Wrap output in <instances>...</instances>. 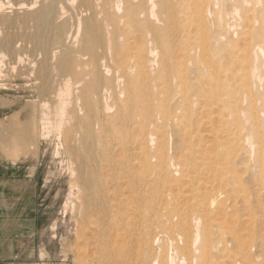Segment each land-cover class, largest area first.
<instances>
[{
    "label": "bare ground",
    "instance_id": "obj_1",
    "mask_svg": "<svg viewBox=\"0 0 264 264\" xmlns=\"http://www.w3.org/2000/svg\"><path fill=\"white\" fill-rule=\"evenodd\" d=\"M3 93L13 100L1 104L15 110L0 122L2 150L55 136L76 190L64 210L79 224L108 210L109 179L115 198L125 185L152 186V210L165 187L187 188L169 195L188 203L183 246L169 253L147 219L135 250L113 264H176L184 255L190 264H236L238 255L264 264L262 231L246 243L226 233L235 219L226 200L254 201L242 173L264 199V0H0Z\"/></svg>",
    "mask_w": 264,
    "mask_h": 264
},
{
    "label": "rangeland",
    "instance_id": "obj_2",
    "mask_svg": "<svg viewBox=\"0 0 264 264\" xmlns=\"http://www.w3.org/2000/svg\"><path fill=\"white\" fill-rule=\"evenodd\" d=\"M237 22H238V20H237ZM230 36L232 39L234 38L233 40H235V41H239V39H240L239 33H236V32H234V35H232V33H231ZM3 94L0 96L1 98L7 99L9 97L10 101L13 100L12 93L9 96H7L6 94H4V95ZM12 109L15 110L14 107L9 108L7 106H3L1 104V100H0V122L2 119L4 120L6 117L13 114L14 110H12ZM38 128H40V127H38ZM37 130H40V129H37ZM206 132H207V130H206ZM205 134H208V133H205ZM206 136H208V135H206ZM37 141H33L34 143L33 142L28 143L27 142L24 145H22L20 150H16L14 148V150L11 149L10 152L9 151L6 152V151L2 150V147L0 144V158L2 157L3 159H5L7 161H13V162L28 159L31 162H34L35 164H37V166L39 167V169L41 171V176H43L44 186H43V193H42V204H43L42 208L46 209L47 212L49 213V215L51 217V222L47 227L48 229H47V233H46V236L44 239L45 243H44V245H42L43 243H41V245H39V247L37 248L35 259H33V262L31 264H111L113 262L112 261L113 257H115L116 255L123 256L124 254H122V253H125V254L127 252L129 253V248L130 249L134 248V245L137 241L135 239H137L140 236V234H142V232L144 231V225H146L145 223L147 222L146 221L147 219L149 222L151 221L155 224L153 226V230H152L153 233H160V234L164 233V234H162V236H164V237H162V242L165 245V247L168 248L167 250L169 251V253H171V252L173 253L175 251V249H173V247L176 248L177 246H181V247L183 246L182 245L183 239L178 234L183 233L184 231H185L184 233H187V232H189L190 229L189 228L182 229V227L180 225L181 223H179V222H181L180 220H182L181 216H182V212H183L184 208H188L187 207L188 203H185V202H187V200L184 199L183 196L180 194H179V196L181 199L179 198V200L177 201L178 203H175L176 201H174V200H175L176 196L174 193L176 192V194H177L178 191L183 192V193L187 192V188L185 186H183L184 189L181 187L182 189L177 190V191H174L175 190L174 189L172 194H170L171 192L168 190L169 188L165 187L166 188L165 189V197L161 198V202H159V203H161L160 206L158 204L159 207H157L156 210H152L151 204H149V203H152L151 196H152V193L154 191V189H151V188H153L152 186H149V185L144 186L143 187L144 189L139 191L133 185H131V186L125 185L127 189L124 188L125 186L122 187L123 189H125L123 191L124 194H122L120 196H116L117 198H115L114 192H117L115 190L116 185H114V183H115L114 181H111L109 179L108 184L109 183L110 184L107 186V190H106V192L108 191V193L106 194L108 196L107 197L108 201H107L106 206L108 207L107 211H109V214L107 211H105L106 212V215H105L104 214L105 212H103L102 210H100L99 212L96 210L95 214L93 215L94 218H93V216H90L87 219L88 221L87 220L80 221V224H79V222H77L76 218L74 217L75 214L71 210H69L67 212L64 210L65 209L64 205L66 203L67 195L70 193V191H72L71 189L75 188L73 186L74 185V179L71 177L69 170H67V169H69L68 158L66 157L67 155L65 153L64 154H57V148H58V144H59L58 142L59 141L57 140V138L55 136H52V137L49 136L48 138L39 139ZM169 141H170L169 147L171 148V152H174V149H173L174 143H175L174 137L171 138ZM205 142L208 143V141H204L203 143L207 144ZM25 145H26V147H25ZM242 170L243 169L241 168L240 169L241 173H242ZM244 173L247 174V176H248V173H246V172H244ZM145 174H147V173L145 172ZM241 175L243 176V179L245 180L244 184H245V186H247L246 187L247 190H249V193L251 192L249 194V198L254 200V201H251L248 198L251 201L249 203L250 206H248L249 207V210H248V207H246L244 205V203L240 201L242 199H240V198L237 199L238 195H235V197L232 196L234 198L232 200H231V197H230V199L228 198L226 200L227 204H230V205H228L229 206L228 209L230 210L231 213H234V215H235V217H234L235 221L234 220L231 221L232 219H230V221L228 223L229 227H228V230L226 231V233L234 232V233L239 234L240 236L244 235V236H242V239L244 240L245 238L248 239L247 237L250 238V236L253 232L254 233H256V232L261 233V231H262V233H264V231H263L264 230V219H263L264 214H261L264 212L263 211L259 212L261 210L259 208L262 207L261 206L262 204H264V201H263L264 199L260 200L262 198L260 196L261 190H259V193L257 194L259 185L257 186V184H256V186H255L252 182H251V184H250V182L248 183V181L245 178L247 176L244 175L243 173ZM176 176H179V174L178 175L176 174ZM148 177H149V180L151 181L152 179H154V174H151ZM246 182L249 185L246 184ZM111 185H113V187ZM109 186H110V188H109ZM128 187H130V188H128ZM250 187H253V189H250ZM254 188H256V189L254 190ZM151 190H152V192H151ZM74 191H76V190L74 189ZM136 192H138V193H136ZM139 192H141V195H143V194L145 195V197H146L145 202L141 201V199H140L141 195L139 194ZM168 192H170V193H168ZM252 192L254 193V195L252 194ZM108 194L109 195L113 194V195H111L112 198ZM150 194H151V196H150ZM186 194L187 193H185V195ZM169 195H172L171 199H174V200L171 201ZM255 196H257V200L259 199V197H260V199L258 201L257 200L255 201V199H256ZM121 199L123 200L122 203H121ZM148 199H149V201H148ZM237 200H239V202ZM139 201H141V203H139ZM172 202L175 204H172ZM253 202H257V203L259 202L258 203L259 207H258L257 203L254 204ZM240 203L242 204L243 207L240 205ZM136 204H137V206H136ZM148 204H149V207H148ZM174 206H176V208ZM254 206H255V208H254ZM112 207H115V208H112ZM250 207H251V209H250ZM158 208H161V209H158ZM169 208H173V209H169ZM176 209H178V210H176ZM232 209H234V210H232ZM257 209L259 211H257ZM117 210H118V212H117ZM154 211H156V212H154ZM165 211L167 213H165ZM157 213H160L159 214L160 217ZM253 213H254V215H253ZM154 214L155 215L157 214V215L155 216ZM179 214H181V215H179ZM260 214L262 215V217ZM96 215H97V217H96ZM237 216H238V218H237ZM119 217L120 218L122 217V219H120ZM130 218H131V220H130ZM255 218L256 219L260 218V220L259 219L254 220ZM115 219H116V221H115ZM187 220H188V222H190V225H192L191 227H193L194 226V222H193L194 220L191 217L186 219V221ZM191 220H192V222H191ZM240 220H242V221H240ZM252 221H253V223H252ZM135 222H136V224H135ZM170 222L172 224H170ZM258 224H260V225H258ZM158 225H159V227H158ZM139 226H141V228ZM261 227H262V229H261ZM136 228H137V230H136ZM138 229H140V230H138ZM246 229H247V231H246ZM252 230H253V232L250 234V232ZM125 232H127V233H125ZM82 234H84V235H82ZM132 235H134V236H132ZM78 236H80V237H78ZM170 236H171V238H173L175 240L170 239ZM178 236L180 238H178ZM127 237H129L128 238L129 240L126 239ZM164 239H165V242L163 241ZM168 239H170V240H168ZM181 239H182V241H181ZM171 240H173V242H175L176 244L175 243L171 244V243H173V242H171ZM176 240L178 242L179 241L180 242L178 243ZM245 240H244V242H245ZM168 242H170V243H168ZM247 243L249 244V246L251 245L250 239H249V241H247ZM166 244H168V246ZM230 244H231V242H228L229 248L231 247V245H232V247L235 246V244H233V242L231 245ZM114 247H115V249H114ZM232 247L230 248V250L232 249ZM135 248H134V250H135ZM234 248L232 249V251H236V249H234ZM105 250H106V253H105ZM184 256L186 258V259H184V262H182V256H180V257H177V263L176 264H190V256L188 255L189 258L186 255H184ZM237 257H238V259H241V260L243 259V261H245V258H243V257L241 258L239 255ZM237 257L236 258L234 257L233 260L235 261V259H236V261H235L236 264H242L241 262H239ZM100 260H101V262H100ZM246 261H247V259H246ZM253 262H254V260H253ZM245 264H246V262H245ZM247 264H248V261H247Z\"/></svg>",
    "mask_w": 264,
    "mask_h": 264
},
{
    "label": "crops",
    "instance_id": "obj_3",
    "mask_svg": "<svg viewBox=\"0 0 264 264\" xmlns=\"http://www.w3.org/2000/svg\"><path fill=\"white\" fill-rule=\"evenodd\" d=\"M43 176L28 159L0 158V264H31L51 217L42 208Z\"/></svg>",
    "mask_w": 264,
    "mask_h": 264
}]
</instances>
